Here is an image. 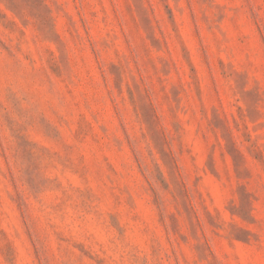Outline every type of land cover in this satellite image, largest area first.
Segmentation results:
<instances>
[{
  "label": "rangeland",
  "instance_id": "obj_1",
  "mask_svg": "<svg viewBox=\"0 0 264 264\" xmlns=\"http://www.w3.org/2000/svg\"><path fill=\"white\" fill-rule=\"evenodd\" d=\"M0 264H264V0H0Z\"/></svg>",
  "mask_w": 264,
  "mask_h": 264
}]
</instances>
